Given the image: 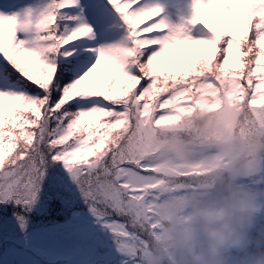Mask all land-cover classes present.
<instances>
[{
	"label": "snow or ice",
	"instance_id": "6c2138e0",
	"mask_svg": "<svg viewBox=\"0 0 264 264\" xmlns=\"http://www.w3.org/2000/svg\"><path fill=\"white\" fill-rule=\"evenodd\" d=\"M192 10L176 28L148 0L0 12V264H138L153 129L222 92L264 124V0Z\"/></svg>",
	"mask_w": 264,
	"mask_h": 264
},
{
	"label": "clouds",
	"instance_id": "9594fccd",
	"mask_svg": "<svg viewBox=\"0 0 264 264\" xmlns=\"http://www.w3.org/2000/svg\"><path fill=\"white\" fill-rule=\"evenodd\" d=\"M194 99L145 152L141 202L157 196L138 264H264V124L224 92Z\"/></svg>",
	"mask_w": 264,
	"mask_h": 264
},
{
	"label": "rangeland",
	"instance_id": "374dc122",
	"mask_svg": "<svg viewBox=\"0 0 264 264\" xmlns=\"http://www.w3.org/2000/svg\"><path fill=\"white\" fill-rule=\"evenodd\" d=\"M38 3H40L39 0H27L26 2L18 5L17 7H12L11 9H9L6 14H12L16 11L21 10V7L34 6ZM148 3L152 5H158L164 9L163 18L172 28L187 25L192 18L193 0H148ZM222 10V6H216L212 8L209 12L208 17L206 18V22L210 26L215 27L218 23L219 16L221 15ZM4 11L5 10H0V12ZM155 19H158V17L153 18L152 20H147L145 23L141 24V27H146L148 23L154 22ZM202 52L203 49L200 48H192L187 51L177 50L173 53V56L176 60H180L181 58L189 55V53L199 54Z\"/></svg>",
	"mask_w": 264,
	"mask_h": 264
},
{
	"label": "trees",
	"instance_id": "16d2710c",
	"mask_svg": "<svg viewBox=\"0 0 264 264\" xmlns=\"http://www.w3.org/2000/svg\"><path fill=\"white\" fill-rule=\"evenodd\" d=\"M23 1L24 0H0V9H10L17 4H21ZM39 1L41 2V0Z\"/></svg>",
	"mask_w": 264,
	"mask_h": 264
}]
</instances>
